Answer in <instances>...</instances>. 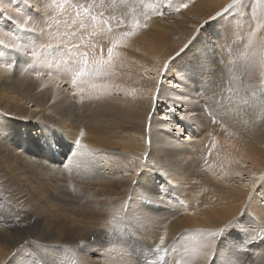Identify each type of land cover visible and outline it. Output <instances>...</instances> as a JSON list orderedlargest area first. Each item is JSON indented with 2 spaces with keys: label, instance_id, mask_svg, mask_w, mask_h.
<instances>
[{
  "label": "rangeland",
  "instance_id": "374dc122",
  "mask_svg": "<svg viewBox=\"0 0 264 264\" xmlns=\"http://www.w3.org/2000/svg\"><path fill=\"white\" fill-rule=\"evenodd\" d=\"M77 1H79L78 5H83L84 8L87 7L86 9H97V12L104 13L100 4H95L89 0ZM188 1L193 3L197 0ZM206 1L200 0L203 2L202 10L204 9L210 15L206 14V17L202 16L201 18L199 14L203 12L201 10L195 11L197 13L190 14L189 19L187 18L190 21H188L176 14L179 12L178 6L175 7L173 4L171 6L169 0H149L148 9L157 11L155 13L157 15H162L159 16L162 23L171 25L177 21V18H180L182 24L193 29L187 39L188 43H184L185 37L182 38L179 33H175L172 39L179 44L178 51L168 55V58L162 59L158 55H150L141 51L140 48L137 50L133 48L139 53L138 55H142V57H136L118 51L113 46L111 48L105 44L107 49L102 47L98 39L101 35L95 33L93 36L96 40L91 42L88 50V59L96 64L88 71L91 77L90 82L79 78L68 84L60 81L62 74L59 67L69 65V58L75 56L76 73L81 76L86 74V71L80 69L78 65L81 59L79 53H84L82 46L77 43L82 36L78 33L76 35V32L73 31L74 29L80 32L83 29V31L91 30L77 20L68 19L63 12L60 13L62 11L59 10L61 6L68 4L71 7V0H0V24L2 23L6 25V28L12 30V32L7 31L6 34H3L4 29L0 27V40L5 41L7 34L9 39H13L10 41L13 45L4 42L5 46L0 45V73L2 70H9L13 62V66H18L24 77H31L29 82L35 91L49 92L45 105H41L39 101L36 103L34 100L29 101L24 98L18 101L19 105L25 109L24 112H30L32 117L26 115L20 117L19 113L22 112L20 111L15 113L17 118L8 119L6 116L0 118V153L5 154L8 161L0 165V225H3V221L22 224L25 222L27 225L33 220L48 225L47 227L44 226L46 228L42 232H40V228L36 234L32 232L30 236L22 240L23 242H19V245L14 247L15 252H13L15 254L17 251H21L23 254L34 258V261H37L34 262L35 264H46V258L50 256L53 260H69L72 256L79 260L87 258L93 264L100 262L102 264L103 261L112 258L115 261L131 262L130 260H132L133 264H141L135 258V251L132 249L134 245H141L139 247L140 255L145 254V252L153 254L149 250L151 248L148 240L157 237V240L164 241L163 236L169 230L168 217L169 219L179 217L182 212L189 216L197 215L192 208L202 196L198 192L195 193L190 190L187 180L169 177L167 173L154 165L153 162H149L144 155L142 157L134 149L130 148L125 153L120 152L124 146L110 145L119 147L115 148L119 153H114L109 146L92 145L89 135H94L99 130H94L93 125L91 127L87 125L89 118L80 117L70 108L62 109L67 105L68 107L75 105L76 108L83 107L84 109L85 107L87 109L89 106H94L93 103L98 104V102L108 101L123 105L124 101H135L136 103L138 99L143 101L151 99L154 101L151 115L157 116L159 121L161 120V123L164 124L167 136H169L168 143H176L179 148L189 150L194 154L193 156H197L198 161L196 162L198 163L196 165L215 183V190L219 194L234 192L245 196V199L241 200L237 208L233 210L227 226L223 229L227 241L233 243L239 253L237 256L226 255L225 252H222V248L218 247L213 255L217 260L216 264H264L263 259L257 258L258 255L264 254V210L262 213L258 212L259 208H264V166L257 162V158L251 159V157L256 156L254 149L250 158V154L231 153L229 146L221 138L211 135L212 133L202 126V119H198L197 112L200 111L201 117L207 119L209 107L204 99L203 101L199 98L202 100L199 102V110L197 107L193 109L192 103L195 98H191L192 94L188 90L190 83L193 84L191 89H194V82L187 72L193 67L194 62L197 67V74L194 76L202 75L198 65L199 59L195 52L189 49V42L205 32L209 39L207 44L214 52H221V44L219 43L221 37L225 35L219 27L222 25L224 27L229 25L230 28H235L237 32V23L246 29L249 28L248 31L251 29L252 35L256 34L253 38H259V45L263 46L260 47V52L264 60V8L261 6H264V0H229L227 4L230 3L227 7H223L225 4L221 0H216L218 2L215 1L210 6L204 4ZM111 20L108 18L105 21L102 20V23L109 24L110 27L112 24L114 26L122 24L118 18L116 20L114 18L112 22ZM194 20H200V24H196ZM19 31L22 32L20 36L23 37V40L17 39ZM114 31L108 32L109 37L112 33L114 35L108 41L119 47H127L128 45L119 42L114 43L119 38L117 35L118 28ZM108 33L106 30L107 35ZM245 37L240 33L238 41H244ZM24 41H29V43ZM81 43L86 44L83 40ZM217 45L220 46V49L217 48ZM6 46L8 47L7 50H5ZM28 47L29 50L25 51L24 49H28ZM37 49L43 50L41 60L32 56L33 51ZM110 49L111 55L109 54ZM18 51H22L21 56H19L24 59L25 64L14 62ZM193 56L196 58L193 59ZM233 60L235 64L240 62L239 64L243 67V70L238 68L236 74L244 73L243 77L246 78L241 60H236V58ZM40 61H43L44 65H39ZM64 70L66 72L67 67ZM241 75L239 76L242 78ZM223 81L222 84L226 87L227 81ZM161 83L165 85L164 90L166 92L162 96L158 95L162 86ZM261 89L264 91V86ZM16 90L7 86H0V97L13 96L17 93ZM164 109L168 112L163 111ZM5 111H9V109L0 105V115ZM48 112L49 115H54V120L43 119L45 113ZM211 115L209 116L214 119L215 115L212 113ZM57 119L61 122L58 123ZM63 119L66 121H62ZM86 125L87 127H85ZM150 126L148 123L147 132ZM83 128H87V130ZM144 128L145 125L140 119L132 120L128 124L131 143L142 145L145 134ZM36 132L44 141L43 145L48 146L49 139L52 140L51 150L56 157L58 171L51 168L49 161H45V163H39L42 161L38 160H36L38 162H26L31 161V159L26 153L28 152L26 150L29 149L23 147L25 141L22 139L24 135L29 136ZM69 133L72 136H69ZM82 134L87 135L83 136ZM148 138L147 134V142ZM44 152L47 151L44 150ZM98 166L102 172L98 177L95 176L96 174L94 177L93 175L90 177V175H83L84 173L79 172V170L85 171L90 168H98ZM77 169L79 170L77 171ZM142 178H146L153 185L149 186L154 189V192H151L154 196L146 197L148 204L152 206L154 203L159 204V200L162 199L171 203L172 207L169 210L165 208L157 214H152L151 217L153 218H132L128 214H126L127 218H124L126 211L130 210V201L135 193L133 191L135 189L132 190V188H135ZM154 208L157 209L156 206ZM148 221L152 225H149ZM151 221L154 222L151 223ZM123 225L126 231L125 229L123 231ZM140 225L144 228L141 229ZM155 225L157 228L153 227ZM116 226L118 227L116 228ZM126 226L129 228L127 229ZM138 226L140 228H136ZM145 226L148 229L151 227V232ZM235 226L250 230L257 228L261 234L256 242V240L254 241L245 235V229L239 230ZM144 229L147 231L145 232ZM143 233H149L147 234L150 236L149 239L143 236ZM1 247L3 250H8L7 247ZM117 247L120 252L123 251L122 254L124 255L119 252ZM169 248L166 250L164 247L163 249L165 252H181L180 249H175L173 246ZM110 250L114 251V255ZM128 255L131 256L130 260L124 257H129ZM223 257L227 258L224 259ZM163 259L160 258L157 264L169 262V258ZM145 263L146 261L143 262V264ZM179 264H190V261L180 259Z\"/></svg>",
  "mask_w": 264,
  "mask_h": 264
},
{
  "label": "bare ground",
  "instance_id": "6f19581e",
  "mask_svg": "<svg viewBox=\"0 0 264 264\" xmlns=\"http://www.w3.org/2000/svg\"><path fill=\"white\" fill-rule=\"evenodd\" d=\"M89 1H92L95 4H100L101 7L103 8L104 13L101 14L97 12L96 11L97 9L96 10L86 9L87 7L84 8L83 5L81 6L78 5L79 1L77 0H71V7L68 6V4H65L60 7L61 9H59L62 10L60 11V13L63 12L65 16L67 15L68 19L77 20L81 22L83 25H85V27L87 26L91 29L90 31L88 30L83 31L84 29L81 30V32L77 29H74L73 31L76 32V35L77 33L80 34V36H82L80 37V39H82L86 43V44L81 43L82 40L80 39L78 41L75 40L77 41V43L80 44V46H82V49L84 51V53H79L81 59L78 65L80 69L86 71V74L84 76H81L80 74L76 73V67L74 61L75 56H73L68 59L70 61L69 65L59 67L60 73L62 74L60 80L61 82L71 84L75 79H79V78L83 79L88 83L90 82L91 77L88 74V71L96 64L92 63L88 59L89 58L88 50H89V46H91L90 45L91 42L92 41L94 42V40H96L94 39L95 36H93L95 35V33L101 35L99 36L98 39H99V43L101 42L100 45L102 44V47L103 46L106 47L105 46L106 44L111 48L113 46V48L118 51H122L123 53H128L127 55L142 57L141 54L138 55L139 53L136 52V50L140 48L142 49L141 51L147 52L150 55H158L162 57V59H166L168 58V55L178 51L177 49L179 44L174 42V40L172 39L175 33H179L182 38L185 37L184 41L185 39L186 41L184 43L187 44L188 43L187 39L193 30L188 25L186 26V24L185 25L182 24L180 18H177V21L175 20L176 22H174V24L172 23L171 25L162 23L161 19L159 18V16L162 15H157L155 14L157 11L155 12L152 9L150 10L148 9L149 0H89ZM169 1H170L169 2L170 5L173 4L175 5V7L178 6L179 12H177L176 14H179L183 19H187V18L189 19L190 14L197 13L199 10L203 12L202 13L203 15L199 14L201 18L202 16L206 17L207 12L204 9H203L204 11L202 10L203 2H200V0L194 1L193 3L189 2L188 0H169ZM215 1L216 0H207L206 2H204V4L210 6ZM221 1L223 2V4H225L223 7L225 6L227 7V5L230 3L229 2L227 4L229 0H221ZM185 4H187L188 7L186 8L183 7V5ZM261 6L264 8L263 5ZM108 18L112 19L113 21L114 18L115 20L118 18L122 24L121 25L118 24L117 26H114L112 24V26L110 27L109 24L107 25L102 23V20L105 21ZM195 23L200 24V20L199 21L196 20ZM0 27L4 29V31H2L3 34H6L7 31L12 32L11 29L6 28V25L2 23L0 24ZM219 27L220 29L223 30L222 32L226 35V37L225 35H223L222 37L220 36L221 37L220 40L222 41V42L220 41L219 43L221 44V52L219 53L214 52L213 49L210 47V45L207 44L209 39H208V35H205V32L204 34L201 33L200 35L196 36L194 39H192L191 42H189V49L194 51L195 54L197 55L196 57H198L200 62L198 64L199 69L200 72H202V75L194 76L195 74H197V67L195 66L194 62H193V67L187 71L189 77L191 76L192 81L194 82V89L193 90L191 89V86L193 84L190 83L188 91L190 92V94H192L191 97L192 99L195 98V100L196 99L199 100V101L194 100L192 106L193 109L194 107L195 108L197 107V109L199 110V102L201 99L202 100L204 99L208 104L210 114L208 113L207 119H203L200 115L201 112L200 111L199 113L197 112L198 119H202V123H201L202 126H204L207 131L212 133L211 135H215L221 138L222 141L229 146L231 153L250 154L249 156L250 158L252 151L254 149L256 153L254 155L256 156L251 157V159L257 158L258 160L257 162L261 163L264 166V94L261 96V94L264 93L263 89H261L264 86L263 85L264 60L260 52L261 50L260 47L263 46L259 45L260 44L258 41L259 38L258 39L253 38L255 37L256 34L252 35V33L250 32L251 29L250 31H248L249 28L246 29L245 27H242L240 23H237L238 32L235 28H230L229 25H227V27L226 26L224 27V25ZM116 28H118L117 35H119L118 38L119 40L117 39L115 42L114 41L113 42L114 43L119 42L122 43L123 45H128L129 47L128 46L119 47L117 45L112 44L111 41H108L110 40L109 38L113 35L112 33V35H110L109 37L108 32L109 31L115 32L114 29ZM106 30L108 35L106 34ZM20 33L22 32L20 31L18 32L19 35L17 39L23 40V37L20 36L21 35ZM240 33L246 36L245 37L246 39L244 41L241 40L238 41ZM5 37H6L5 41L0 40V45L5 46L3 42L13 45L10 43V41H13V39H9L8 34ZM104 38H106V40H104ZM217 40L219 42V39ZM24 42L29 43V41H24ZM8 44L6 45L9 46ZM7 46L5 50H7L8 48ZM217 46H218L217 48L220 47L219 45ZM133 48H135L136 50ZM215 48L216 47H214V49ZM2 50L4 51V49ZM24 50L25 51L29 50V47L28 49H24ZM37 50L33 51L34 53L32 52L33 53L32 56L33 57L36 56L37 58H39V60H41L43 57V50H38V51ZM21 52L22 51H18V53L15 55L14 62L17 64L20 63L25 64L24 59L20 57ZM196 57L193 56V59H195ZM235 58L236 60L237 59L241 60L242 65L244 66V72L246 73V78L245 76L243 77L244 73H239V75L242 74L241 75L242 78L238 75V73L236 74L238 68H241L243 70V67L239 64L240 62L238 64L234 63L233 59ZM39 65H44V62L40 61ZM65 67H67L66 72L64 70ZM9 68H10L9 70H2V72L0 73V86H7L11 89H17L16 90L17 93L9 97H5V96L0 97V105L9 109V111L2 112L0 118L5 116L8 119L12 117L17 118L15 116V113L20 111H22L19 113L20 117L23 115H26L27 117H32V114L30 112H24L25 109L19 105L18 101L24 98L29 101L34 100L36 103L37 101H39L41 105H45V102H47L49 96V92L35 91L31 83L29 82V78L31 80V77L28 78L24 77L23 73L21 72V69H19L18 66H13V62L11 63ZM221 78L227 81V83L225 82L227 84L226 87L224 84H222L224 83V81ZM216 79H219V81H216ZM161 85L162 86L159 89L160 93L158 94L160 96L166 93L164 90L165 85L163 83H161ZM222 89H226V90L223 91ZM136 103L135 101L133 102L124 101L123 105H118L119 103L115 104L114 102L110 103L106 101L100 103L98 102V104L93 103L92 105L94 106H89L87 109H85V107L84 109L83 107L76 108L77 106L75 105H74L75 107L73 105L68 107L67 105L62 108L63 110L70 108L74 110L76 114L79 115L80 117L89 118V120L87 121L88 124L87 122L86 124L89 125L90 127L93 125L92 127L94 128V130L98 129L100 131V133H98L99 131L97 130L98 132L96 133L94 132L95 133L94 135L92 134H91L92 136L89 135L90 136L89 140L92 141V145L100 146V147L109 146V148H111V150H113L112 152L114 153H119V151H116L115 149L119 147L110 146V145L124 146V148L121 149L120 152H125V153L130 148L134 149L142 157L144 155L149 162H153L154 165L158 166L160 169H162V171L167 173L169 177L177 180H187L190 190L195 193L198 192V194L202 196L201 198H199V202L196 205H194L192 208L195 211V213H197V215L199 216L197 215L189 216L182 212V214L179 217L177 216L172 219H169V217L167 218L169 230L167 231V233L165 232L166 234L163 236L164 241L157 240V237H154L155 234L153 236L151 235V237L154 238H150L151 239L150 241L149 239L150 236L147 235L149 233L147 234L143 233L144 234L143 236H146L149 239V240L147 239L149 241L148 244L151 248L149 250L153 252V254H151L150 252L147 253L145 252V254L140 255L139 247H141V245L139 244L138 246L136 244L134 245V248H132L135 251V258L138 259L139 263L141 264H143V262L145 261H146L145 264H157L160 258L162 259L164 258L163 260L169 258V262H162V264H179L180 259L188 260L190 261V264H216L217 260L213 257V255L218 247H221L222 252L223 253L225 252L226 255L228 254V255L237 256L239 250L236 249L237 248L236 246H233V243L227 241V237L225 235L226 233L223 232V229L224 227L227 226L231 213L235 208H237L240 201L245 199V196H243L240 193H234V192L232 193L225 192L224 195L219 194V192L215 190L216 188L215 183H213L209 178V176L204 171L199 169L198 165H196L198 163L196 162L198 161L197 156L196 157L193 156L194 154L191 153V151L189 150H183L179 148L178 144L176 143H168L169 136H167L168 134L164 124L161 123V120L159 121V118L157 116L153 117V115H151L152 112L151 109L153 108L154 101H152L151 99H145L144 101L138 99L136 100ZM68 104L70 105V103ZM163 111H165L166 113L168 112L165 109ZM59 113L62 116H64L60 111ZM211 113L215 115L214 119L211 118L214 117L211 115ZM209 115H211V117ZM54 118H55L54 115L51 114L49 115V112L45 113L43 117L44 120H54ZM64 119L62 121H66ZM135 119H140V121L144 123L145 125L144 132L146 134V137L147 134L149 137L147 142L144 134L143 143L140 146L136 143H131L128 134L129 132L128 124ZM57 122L59 123L61 121L57 119ZM148 123L151 126L147 132ZM87 125L85 127H87ZM62 126L64 125L62 124ZM158 126L161 128H159ZM83 129L87 130V128H83ZM88 131L90 130L88 129ZM69 134H70L69 136H72L71 133ZM82 135L84 136L87 134H82ZM23 140L25 141L23 147L29 149L26 150L28 151L26 153L28 154V157L31 159V161H26V162L30 163L32 161L33 162L42 161L39 163H45V161H49L51 163V168L53 170L58 171L56 157L51 150L52 149L51 146L53 145L51 139H49L50 143L49 142L47 143L48 146H46L45 144L43 145L44 141L40 139V136L36 132L33 135L31 134L29 136L24 135L22 141ZM44 150H46L47 152H44ZM121 154L123 155V153ZM7 162L8 161L5 158V154L0 153V165L5 164ZM254 162L257 163L256 161ZM98 168H90L89 170H85V171H80L79 169H77V171L79 170V172L84 173L83 175H90V177H92V175L94 177V174H96L95 176L98 177L99 174H102L100 166H98ZM149 185H151V183H149V181L146 178L144 179L142 178L139 184L136 185L135 188H132V190L135 189L133 190L135 193L132 195V199L130 201V210L126 211L125 216L126 214H128L132 218L148 219L151 217L152 214L154 213L157 214V212L165 208H168L169 210L172 207L171 203H168L166 200H162V199L159 200L160 201L159 204L154 203L153 206L151 204H148L146 197L154 196L153 194H151V192H154V189L151 187L153 185L151 186ZM102 187L105 186L102 185ZM157 196L158 195H156V197ZM154 206L157 207L156 210ZM263 210L264 208L261 207L259 208L258 212L260 211V213H262ZM125 216L124 218H127V216L126 217ZM60 219L63 218L60 217ZM149 222L150 221H148V223ZM153 222L151 221V223ZM23 223L24 224L10 222V221H6V222L3 221V225H0V264H35L34 262H37L34 261V258L28 256L27 254H23L21 251H17V253L15 254L14 247L16 245H19V242H23L22 240H24L25 237L30 236L32 232H35L36 234V232L40 228H41L40 232H42L43 229H45L48 225H46L45 223L43 224L38 223L36 220L31 221L27 225L25 222ZM149 225L152 224L149 223ZM44 226L46 227L44 228ZM140 226L136 228H140ZM117 227L118 226H116V228ZM123 227L121 228H123L124 231L125 226L123 225ZM153 227H156V225ZM235 227L239 230L245 229V235L248 238L253 239L254 241L261 234V233L259 234L260 230L257 228L255 230L253 229L250 230L249 228H239L238 226ZM126 228L128 229L129 227L126 226ZM143 228L141 226V229ZM146 228L148 229V227ZM150 228L151 227H149L148 229L149 232H151ZM146 231L147 230H145V232ZM14 235H16L17 237ZM141 238L144 239V237ZM48 242L50 243V241ZM1 246L7 247L8 250H3ZM149 246L147 245V247ZM171 246H173L175 249H180L181 252L180 253H177L178 251H176L175 253L168 251L165 252V249H163L165 247L167 250ZM110 251L112 252V250ZM113 253L114 251L112 252V255H114ZM120 253L122 254L123 251ZM128 256L130 258L126 256L124 257L130 260L131 256L130 255ZM223 258L226 259L227 257H223ZM257 258L264 260V254L258 255ZM112 259H107L105 261H103L102 259L100 260L104 262L102 264H133L132 260H130L132 262L131 263L125 261L124 262L115 261ZM45 263L46 264H93L90 263L89 259L87 258H81L79 260L75 256H72L69 260L66 259L53 260L52 257L50 256L46 258ZM134 263H136L135 260ZM159 264H161V262Z\"/></svg>",
  "mask_w": 264,
  "mask_h": 264
},
{
  "label": "snow or ice",
  "instance_id": "6c2138e0",
  "mask_svg": "<svg viewBox=\"0 0 264 264\" xmlns=\"http://www.w3.org/2000/svg\"><path fill=\"white\" fill-rule=\"evenodd\" d=\"M183 7H188V5L187 4H185V5H183ZM109 54L111 55V49L109 50Z\"/></svg>",
  "mask_w": 264,
  "mask_h": 264
}]
</instances>
